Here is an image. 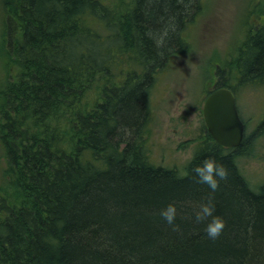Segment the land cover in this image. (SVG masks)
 Listing matches in <instances>:
<instances>
[{
    "label": "trees",
    "instance_id": "16d2710c",
    "mask_svg": "<svg viewBox=\"0 0 264 264\" xmlns=\"http://www.w3.org/2000/svg\"><path fill=\"white\" fill-rule=\"evenodd\" d=\"M1 8L0 264H264V182L252 186L239 165L264 114L236 147L216 143L203 124L181 170L148 154L150 93L186 49L202 0ZM248 12L253 23L234 53L211 61L208 93L264 85V3ZM206 158L227 169L215 192L193 171ZM209 195L224 221L216 239L192 215ZM169 203L176 231L159 215Z\"/></svg>",
    "mask_w": 264,
    "mask_h": 264
},
{
    "label": "rangeland",
    "instance_id": "374dc122",
    "mask_svg": "<svg viewBox=\"0 0 264 264\" xmlns=\"http://www.w3.org/2000/svg\"><path fill=\"white\" fill-rule=\"evenodd\" d=\"M263 1L202 0V11L185 29L186 49L169 58L150 93L152 117L145 137L153 163L181 170L190 159L204 124L202 103L212 88L206 83L208 78H214L211 61L221 63L230 58L243 31L253 23L248 11L257 13ZM2 20L0 0V51ZM2 74L0 66V78ZM236 88V108L245 122L244 130L249 133L264 114V85ZM253 147L239 165L249 183L257 186L264 182V132ZM2 158L0 148V171Z\"/></svg>",
    "mask_w": 264,
    "mask_h": 264
},
{
    "label": "water",
    "instance_id": "95a60500",
    "mask_svg": "<svg viewBox=\"0 0 264 264\" xmlns=\"http://www.w3.org/2000/svg\"><path fill=\"white\" fill-rule=\"evenodd\" d=\"M201 112L206 130L216 143L223 147L240 144L244 123L229 88L217 87L210 91L202 103Z\"/></svg>",
    "mask_w": 264,
    "mask_h": 264
},
{
    "label": "clouds",
    "instance_id": "9594fccd",
    "mask_svg": "<svg viewBox=\"0 0 264 264\" xmlns=\"http://www.w3.org/2000/svg\"><path fill=\"white\" fill-rule=\"evenodd\" d=\"M198 182L207 184L212 192L219 187V181L227 179V169L212 158H206L193 170ZM214 204L211 195L206 197L194 210L192 215L197 223H205V232L210 239H216L224 228L222 217L214 215ZM159 215L165 222L178 230L174 221L177 215L175 204L169 203L159 211ZM191 219V217H188Z\"/></svg>",
    "mask_w": 264,
    "mask_h": 264
}]
</instances>
